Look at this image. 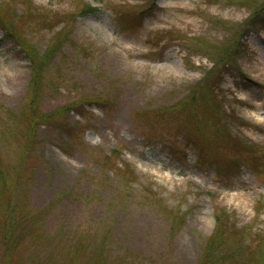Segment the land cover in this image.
Returning <instances> with one entry per match:
<instances>
[{"label": "rangeland", "instance_id": "obj_1", "mask_svg": "<svg viewBox=\"0 0 264 264\" xmlns=\"http://www.w3.org/2000/svg\"><path fill=\"white\" fill-rule=\"evenodd\" d=\"M0 24V264H264V0H0ZM60 38L35 74L18 41Z\"/></svg>", "mask_w": 264, "mask_h": 264}, {"label": "trees", "instance_id": "obj_2", "mask_svg": "<svg viewBox=\"0 0 264 264\" xmlns=\"http://www.w3.org/2000/svg\"><path fill=\"white\" fill-rule=\"evenodd\" d=\"M98 11H99V8L86 4L82 7L81 14L88 15L90 13H96ZM0 27L6 30L4 39H12L13 41L17 42L16 35H14L11 32V30L8 28L9 27L8 25L0 24ZM61 32H62V29L60 30L58 34H60ZM70 35H71V32H69V36ZM63 41H64V38H60L58 40L55 39L56 44H54L53 48L50 50L48 54H45L44 60L43 58L41 59L32 48L31 49L29 48V46L27 45L28 43L23 44L20 41H18V43H19V46L22 48L23 52L25 53L28 52L31 56H33V58L30 57V60L32 61V71L35 74L39 75L40 71H42L41 65L44 63V67L46 66L47 59L50 57V55L54 54L57 51V53L55 54L56 56L58 53H60L63 50L64 45L68 42L67 40L64 42ZM55 56L53 58H55ZM38 87H40V82L37 83V88ZM232 231H233V227L228 223V219L225 213H222V212L217 213L216 214V227H215V232L213 234L214 236H213L212 241L208 244V251H209V255L211 256V258L214 257V255L217 254L218 252V248L216 247V245H218L217 241L220 238H223L226 235L230 234ZM203 263L208 264L206 261H204Z\"/></svg>", "mask_w": 264, "mask_h": 264}]
</instances>
